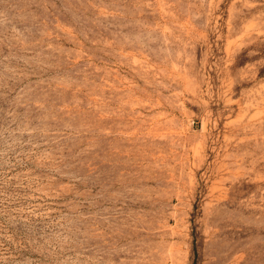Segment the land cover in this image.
Instances as JSON below:
<instances>
[{"label": "rangeland", "instance_id": "rangeland-1", "mask_svg": "<svg viewBox=\"0 0 264 264\" xmlns=\"http://www.w3.org/2000/svg\"><path fill=\"white\" fill-rule=\"evenodd\" d=\"M0 264H264V0H0Z\"/></svg>", "mask_w": 264, "mask_h": 264}]
</instances>
